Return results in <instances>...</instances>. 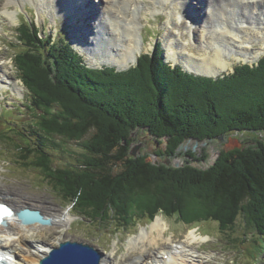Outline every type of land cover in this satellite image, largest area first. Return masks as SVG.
Masks as SVG:
<instances>
[{"label": "trees", "instance_id": "obj_1", "mask_svg": "<svg viewBox=\"0 0 264 264\" xmlns=\"http://www.w3.org/2000/svg\"><path fill=\"white\" fill-rule=\"evenodd\" d=\"M41 33L30 23L19 28L25 50L15 56L30 96L24 106L33 114L18 132L26 136V126L34 132L17 146L30 159L27 168L92 221L128 225L136 215L162 212L189 225L215 220L224 230L241 216L264 237V138L221 149L205 168L156 164L131 153L139 128L164 142L157 150L163 158L182 154L179 146L191 138L264 131V57L213 79L166 63L158 45L125 71L92 69L70 43ZM59 138L80 142L76 165L52 163L40 139ZM183 209L196 213L189 217Z\"/></svg>", "mask_w": 264, "mask_h": 264}, {"label": "rangeland", "instance_id": "obj_2", "mask_svg": "<svg viewBox=\"0 0 264 264\" xmlns=\"http://www.w3.org/2000/svg\"><path fill=\"white\" fill-rule=\"evenodd\" d=\"M53 1L51 9L46 8V6L45 8L39 9L37 4L33 2V0L31 2H29V0H24L23 2L20 1L17 4L8 6L10 10L16 12V19L10 20L3 12V9H1V4L4 2V0H0V21L2 26V28H0V61L2 60L0 62V69L1 74L4 76L2 79L3 81H5V83L9 82H7V80H12L11 82H9L11 86L9 83L7 85L10 86L11 90L9 89V91L11 92H6L7 86L4 89H0V91H3L6 94L5 98L10 95L7 101L11 98L18 99L20 97L18 93H20L21 91H24L26 93L25 87H23V89L21 90V84L23 85V83H21V80L19 79L20 74L16 69L15 63V56L25 50L24 42L17 36V28H22V26L26 25V23L34 24L35 28L44 31L45 34H49V36L51 38H54L56 41H61L62 38V41L70 43L73 48L82 55L83 61L88 66H94L96 61H98L96 57L104 58L101 50L95 45L96 42L92 44L91 37L94 35V32L97 31L98 28L96 29L95 27L98 25L99 21L92 16L95 15V12L97 14H100L103 11H100L101 6H106L109 8L107 4L108 1L93 0V2L97 5L90 10L84 11V8L86 7L85 5L88 0H70L67 6V9L69 11L73 9L77 12L80 10L84 13V15L83 13H81V15L79 16L81 18L80 22L85 23L87 22L88 16H90V18L92 17L87 23V25L89 24L88 27L84 24H81L80 22H75V26H70L69 22L73 21V16L69 13V11H66L62 8V3L60 2H63V0H59L60 2L58 0L56 2ZM112 1L114 5L120 6L119 9L121 11L122 9H125L124 3H126V8L129 9V11L127 12L130 13L131 6L130 3L126 0ZM142 1L144 2V4ZM160 1L162 2V0ZM186 1V5H190V8L188 9H191V12L195 13V17L191 16L193 20L200 21V25L198 24L199 26L197 27V29L201 27L197 32L199 35L205 32V29L203 28L205 27V25L215 24V20L219 21L220 18H223L222 11H218V6H215L214 15H211V18L208 14H206L207 18H204L206 10L200 9L201 4H199L198 0ZM140 2L142 3V7H140V9L138 10L139 18L136 17V15L133 18L124 17L125 19L119 16H113L114 24H119L120 32H122L120 41L118 39H115L114 33L113 36L108 34L111 43L112 39L114 42L116 40L117 44H120L121 42L128 43L132 41L135 31L134 21H136L138 24L136 28L140 29L141 38L143 40V49L141 53L153 51L154 49H156V46L160 45L165 62L169 63L172 66L178 65L182 67L183 62L181 61V58L184 57L185 53H191L193 54V56L198 57L199 55H201V53L206 52L205 50H203L205 49L203 45L205 44V42L203 41L202 43V41H198L199 37L195 38L194 35L189 32L188 27L186 28L182 24L180 26L176 25V23L180 24L178 19H170V16L169 14H167L166 10L161 9L160 7V10L157 13H151L150 11H153V9L147 11L148 8H152V3H150L151 0H140ZM206 3L208 5V8L213 6L211 4V0L207 1ZM81 4H84L83 8ZM235 5H238L237 10L239 15H243V12L247 16V18H251V21H254V19L257 18L255 17V15L258 11L254 13L255 15H253V9L251 10L250 7L249 9H245L243 5H239V3H236ZM33 7H36V12L34 11ZM94 9L95 12H89L91 14L90 15L88 11H92ZM260 9L264 11L263 6H260ZM112 10L113 12H115V10H117V7L114 6V9ZM183 10L184 7H181V12H183ZM76 11L74 12V14H76ZM26 13H28V15ZM108 14L111 16L112 13L108 11ZM101 17L102 16H100L99 19H101ZM250 18H248V20H250ZM256 22L258 24V21ZM130 23L132 24L131 27L128 26V24ZM187 26L190 27V21L187 22ZM259 27L262 28V22L260 23ZM109 28L113 27L109 25ZM241 29L245 31L246 37H251L254 34L251 29ZM195 32L196 30L193 32V34ZM44 33L41 34L44 36ZM254 40L255 41H253L251 45L253 48L248 50V55H255L258 53V51H260L261 56L258 58L260 59L262 56H264L262 41L261 39ZM178 46H180L179 48L181 50L177 48ZM118 48L121 49V46H119ZM172 51L177 52V56L175 59L178 58L179 62H174L175 59L173 60V58L170 56ZM236 53L240 52H238V50L233 51L232 56L227 59V64L229 65L227 66L226 71L224 70L220 72V74L214 75L215 77H219L222 74H230L237 65H240V61L246 60L244 59V54L238 55ZM210 54H213V51L210 52ZM258 59L255 61H258ZM246 62L248 63L250 61ZM112 64L114 63L110 62L109 64L104 61L103 64L97 66H111L113 68L117 67L116 64ZM128 68L129 67L118 68L117 70L125 71ZM5 72L12 76L11 79ZM18 81H20L21 84ZM18 86L20 88H18ZM1 98L2 97L0 96V99ZM27 111V107H20L19 105L17 107L14 103H10V107L8 109L3 111L0 110V129H17L15 132H11L9 135L3 134L0 130V140L4 141H0L2 144H4H0V186H6L12 192L29 196L31 197V199L37 197L33 200L44 202L48 206H51V208L55 209L56 213H63L64 217L67 219L65 227H62L63 230L62 228L54 229L53 226H51L50 228L36 229V231H32L30 233V236L32 238H35L37 240H47L45 241V243L54 245L57 241H62V239H58L56 233L58 236H61L62 232H64V240L67 239L71 241L88 243L104 253V255L106 256L105 260H109L108 264H119L120 261H123L125 259L127 260L128 258V261L139 259V256L142 255V253H140L139 251H134L131 252L129 256L127 255L128 244L130 240L140 235L144 229L150 230L155 220L161 217L165 225L163 236H158V245L155 246L154 243H152V245L147 244L148 248L144 250L147 254H152V252H155V248L157 249L158 246L167 245L166 247H175L176 244H174L175 246H171L167 243L166 240H168V238L173 237V240L177 239L182 241L186 239L187 236L193 235L198 238V240L196 241L199 242V240H201L199 244H196L197 242H195L193 246L199 247L201 245L200 250L206 253V257L205 255H203V257L208 259L207 256L209 255V264H264V237H260L254 230L246 227L243 221V217L241 216L236 219L235 223L232 226L224 230H221L218 222L215 220L209 219L200 223L189 225L181 221L178 215L167 216L162 212L157 213L154 218H150V216L139 217L136 215L132 219V222L128 225H125L123 222L117 221H92L91 218L82 213L76 205H74V207L69 201V198L64 199L60 196V193L56 192L52 187H50V184L43 178V176L37 169L26 167V165L30 164V159H25L22 156L21 151L18 150L17 146L20 143H24L28 139L33 138L34 136L32 129L29 130L27 126L25 127L28 130L26 136L24 134L18 133L21 131V129H23L20 127H22L26 119H28L29 117L31 119L33 118L32 112L29 114ZM9 136L11 137V139H9ZM132 137L134 138L132 142L133 146L138 145V149L135 151V157H141L142 155H144L146 156V158L155 161L156 164H160L164 161L166 165H172L175 167H180L189 162L191 165H194L196 167L205 168L213 163L221 149L236 148L242 146V143L244 142H255V140L259 138L263 139L264 131L257 133L251 131H243L241 133L235 132L228 134L227 136L220 135L217 139H205L204 141L191 138L185 140L182 143V147H184L185 153L183 152L176 157L172 156L167 158H163L157 154V150L164 149V142L158 143V138L150 134L147 130L141 128L136 129L133 131ZM40 140L42 141L41 143L43 144V146L51 155L52 163L57 167H68L76 165L78 163L77 158L84 152L82 146L80 145V142L77 141H64L63 139L60 140V138L59 140ZM178 150L183 151V148H180ZM187 151H192L198 159H201L203 155H205V157H203L205 159L195 161L187 155ZM4 168H7L8 170H6L5 172ZM5 174L9 177L8 179L5 177ZM78 196H80V194H78ZM193 210L195 209H191L188 211L184 210L183 212H185L186 215L190 217L193 213H196L192 212ZM0 240H4L2 234H0ZM103 262H101L100 264H102Z\"/></svg>", "mask_w": 264, "mask_h": 264}, {"label": "bare ground", "instance_id": "obj_3", "mask_svg": "<svg viewBox=\"0 0 264 264\" xmlns=\"http://www.w3.org/2000/svg\"><path fill=\"white\" fill-rule=\"evenodd\" d=\"M20 1L23 2L24 0H4V2L1 4V7H2L1 9H3V12L6 14L8 19L10 20L16 19V15H15L16 12L10 10L8 6L17 4ZM52 1L53 0H33V2L37 4L39 9L45 8V6L46 8L51 9ZM56 1L57 0H54L53 2H56ZM107 1H108L107 4L109 8L106 6L100 7V11L103 9L102 16L104 17L106 22H103L102 17L101 19H99L102 12L100 14H97L95 12V9L92 11H88V13L95 12V15H93L92 17L99 20L98 21L99 26L97 25L95 27L96 29L97 28L98 29L96 32H94V35L91 37V39H92V44L96 42L95 45L97 46V48L101 50V53L104 56V58L96 57V59L99 62L98 61H96V63L94 62L95 63L94 66L101 65L105 61L109 64L110 62L116 64L118 68L130 67L131 65L136 63L139 57V54L141 53L143 49L141 32H140V29L136 28L138 25L137 22L134 21L135 31L133 35V40L128 43L121 42L120 44H117L116 43L117 41L115 40L114 42L113 39L111 43V40L108 37V34L113 36V33H114L115 39H118L120 41L122 31L120 32L119 24L117 23L114 24L113 16L115 17L119 16L121 18H124V17L133 18L136 15V17H138V10L140 9V7H142V3L140 2V0H126L127 2L130 3V6H131L130 13H129L127 12L129 11V9L126 8L127 7L126 3H124L125 9L124 10L122 9L121 11L119 9L120 6L114 5L112 0H107ZM207 1H210V0H198L199 4H201L200 9L206 10L204 18H207L206 14H208L210 18H211V15H214L215 6L219 7L218 11L220 12L222 11L223 18H220L219 21L215 20V24L205 25V27L202 26L205 29V32L202 33L201 35L197 33L199 31L198 29L201 28L199 27L197 29V27L200 25L199 24L200 21L193 20L192 17H195V13L191 12V9H188L190 8V5L189 4L186 5L187 4L186 0H162V2L160 0H151L152 8L147 9V11L153 9V11H150L151 13L158 12L160 8L166 10L167 14H169L170 16V19L179 20L180 24L176 23V25L180 26L182 24L186 28L188 27L189 32L192 33V35H194L195 38L199 37L198 41H202V43L203 41L205 42V44H203L205 49L203 50H205L206 52L201 53V55H199L198 57L193 56V54L191 53L190 54L185 53L184 57L181 58V61L183 62L182 67L185 70L195 73L197 75L214 76V75L220 74V72L224 70L226 71L227 66L229 65L227 64L228 63L227 59H229V57L232 56L231 51L233 49L235 51L238 50V52H240V53H236L238 55L244 54L245 56L244 59H246L244 61L253 62L257 60L261 56L260 51H258V53L255 55H252V54L248 55L249 54L248 50L253 48L251 45H252V42L255 41L254 39H261L262 45L264 48V11L260 9V6L264 7V0H211V4L213 6L210 8H208V5L206 3ZM69 2L70 0H63V2H60L62 3V8L66 11H69L67 9ZM236 3H239V5L240 4L243 5L245 9L247 8L249 9L250 7L251 10L252 9L257 10L258 12L255 16L257 18H255L254 21H251V18L248 17L250 18V20H248L247 16L243 12H242L243 15H239L238 10H237L238 5H235ZM81 5L83 8L84 4H81ZM96 5L97 4H95L93 0H88L85 5L86 7L84 8V11L94 8V6ZM114 6L117 7V10H115V12H113L112 10L114 9ZM181 7L182 8L184 7L183 12H181ZM75 11L76 10L72 9L71 11H69V13L73 16V21L76 20V23H77V22H80L81 18L79 16L83 12L79 10L80 12L76 11V14H74ZM108 11L112 13L111 16L108 14ZM236 16H237V19H236ZM91 18L90 16H88L87 22L85 23L80 22V23L88 27L89 24L87 25V23L89 19ZM189 21H190V27L187 26V22ZM256 21H258V24ZM261 22H262V28L259 27ZM109 25L113 28H109ZM131 25H132L131 23L128 24L129 27H131ZM207 27H208V30H207ZM0 28H2L1 24H0ZM241 28L251 29L254 33L253 36L246 37L245 31H243ZM195 30L196 32L193 34ZM119 46H121V49L118 48ZM179 47L180 46H178L177 48L181 50ZM212 51H213V54H210V52ZM170 56L174 60L177 56V52L172 51ZM178 60L179 59L177 58L174 60V62H179ZM0 66H1V63H0ZM3 77L4 76L1 74V69H0V83L3 82L4 87H6L8 83H5V81H3L2 79ZM19 86L18 88H20ZM0 192H2L1 188H0ZM24 196L25 195H22V196L15 195V196L9 197L7 195L6 196L0 195V197L4 198L5 200L9 202H10L9 199H11L12 204L17 209L23 208L26 206H32L34 208H37L45 216L50 217L53 220L51 226H53L54 229L62 228L66 225L67 219L64 217L63 213H60V212L56 213L55 209L51 208V206H48L44 202H38V201L31 199L28 196H25V197ZM7 223L8 224H6L5 227L0 226V233L8 236L9 238L5 239V241L2 242V244H0V247L9 250L10 251L9 253H11L14 256L17 264H40V259L45 254H47V252H49L51 246L45 244V241L47 240H37L35 238H32L30 236V233L32 231H36V229H41V228H46V227L39 225V224L26 226V225H22L21 222L18 223L14 220H10V221L8 220ZM164 229H165L164 221L161 219V217L157 218L155 222L153 223V225L151 226L150 230L144 229L140 235H138L136 238H132L128 244V250H127L128 254L127 255L129 256L131 252L139 251L140 253H142L141 256L138 255L139 259L128 261L129 258L127 260L124 258L125 260L120 261L119 264H209L210 263L209 255H208V259H206L205 258L206 256L203 257V255H206V254L197 250V248L193 246L195 242H197L196 244H199V242L201 241V240H199V242L196 241L198 240V238L193 235L187 236V238L182 241L177 240V239L173 240L172 239L173 237L168 238V240H166L167 243L171 246H175L174 244H178V247L180 246L181 250H179V248L176 246L166 247L167 246L166 245V246H158L157 249L155 248V252H152V254H149V253L147 254L146 251H144L148 248L147 244L152 245V243H154L155 246L158 245L159 243H158L157 238L158 236H161V237L163 236ZM40 243H42V245H40ZM148 252H151V251H148ZM197 253L201 255L197 256ZM79 257H82L81 253H79ZM70 258L72 260H67ZM105 258L106 257H104L103 261L105 260ZM74 259L75 258L73 254L70 252H67L66 256L60 259V262H63V264L67 262H72V264H76V261ZM103 263L108 264L109 260L107 259Z\"/></svg>", "mask_w": 264, "mask_h": 264}, {"label": "water", "instance_id": "obj_4", "mask_svg": "<svg viewBox=\"0 0 264 264\" xmlns=\"http://www.w3.org/2000/svg\"><path fill=\"white\" fill-rule=\"evenodd\" d=\"M211 140V139H210ZM222 140V139H220ZM205 143V142H204ZM182 148V144L181 146L179 147V149ZM138 149V145L134 146L131 150V153L133 155H135V151ZM19 216L22 218V220L25 222V223H32V221L38 219V220H41L44 222V220L42 219V217L39 215V213L33 211V210H26V211H23L19 214ZM69 244H65L64 246H67ZM74 246H76V244H74ZM79 247L81 248H87L89 246H84V245H79ZM49 262V259L46 260V264ZM48 264H51V261L48 263ZM66 264H72L70 262H67ZM76 264H97L96 262H89V263H85L83 261H76Z\"/></svg>", "mask_w": 264, "mask_h": 264}]
</instances>
